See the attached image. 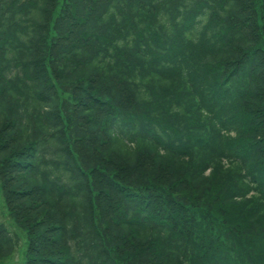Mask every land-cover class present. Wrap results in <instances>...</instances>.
Instances as JSON below:
<instances>
[{
  "label": "trees",
  "instance_id": "16d2710c",
  "mask_svg": "<svg viewBox=\"0 0 264 264\" xmlns=\"http://www.w3.org/2000/svg\"><path fill=\"white\" fill-rule=\"evenodd\" d=\"M0 189L23 264H264V0H0Z\"/></svg>",
  "mask_w": 264,
  "mask_h": 264
},
{
  "label": "rangeland",
  "instance_id": "374dc122",
  "mask_svg": "<svg viewBox=\"0 0 264 264\" xmlns=\"http://www.w3.org/2000/svg\"><path fill=\"white\" fill-rule=\"evenodd\" d=\"M0 221L3 222L11 235L18 239V245L14 253L0 261V264H23L26 260L28 249V236L27 233L20 229L16 223L10 218L6 208L3 195L0 189Z\"/></svg>",
  "mask_w": 264,
  "mask_h": 264
}]
</instances>
